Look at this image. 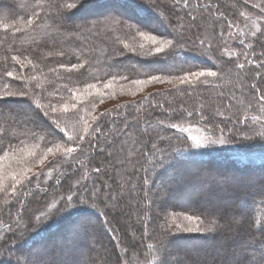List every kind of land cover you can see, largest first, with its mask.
<instances>
[{
	"label": "trees",
	"instance_id": "1",
	"mask_svg": "<svg viewBox=\"0 0 264 264\" xmlns=\"http://www.w3.org/2000/svg\"><path fill=\"white\" fill-rule=\"evenodd\" d=\"M171 1L175 0H166ZM214 1L215 6L201 5L199 19L209 23L212 36L216 31L214 22H219L220 38L232 35L230 45L234 50L225 51L223 59L217 57L221 42L216 41L218 36L212 37L214 44L206 49L214 56L212 63L198 58L195 51L205 50L201 43L200 48L195 46L198 39L186 37L185 32H167V28L162 29L163 35L170 36L173 44L167 48L165 60L142 59L139 54L146 50L139 33H149L147 27L159 16L138 0H83L78 8L71 0H0V165L4 168L0 169V178L5 177L0 184V264H32L29 256L19 250L39 247L45 240L46 249L53 246L49 264H81L78 258L81 249L86 248L85 240L92 245L87 248L89 259L85 258V264H127L113 246L115 236L104 201L97 198L93 205L87 202L88 186L99 190L106 188V181H112L119 190L120 200L137 206L132 218L140 226L138 244L142 248L135 258L131 257L132 264H179V258L170 261L166 247L173 248L188 264H264V161L259 159L264 156V138L249 142L238 138L236 130L238 127L264 134V0ZM192 2L179 0L177 4L188 11L195 7ZM112 3L117 7L109 11L111 17L104 14L86 22H67V16H81L84 10L89 14L83 15H94ZM243 5L253 12H238ZM118 8L123 10L119 12ZM163 9L170 18L176 13L167 5ZM182 20L189 28V17ZM178 53H184L187 59L175 58ZM164 63L168 65L166 70L149 68ZM26 65L28 83L22 75ZM214 67L216 75L204 79V83H215L213 94L209 93L210 86L195 83L193 93L184 87L179 88L178 95L169 90L152 93L139 101L124 102L113 114L103 112L88 123L91 107L116 96L112 85L124 86L157 75L170 79ZM90 87L103 91L92 92ZM77 89L85 93L74 96L72 90ZM126 91L129 89L117 93ZM9 93L21 97L4 98L11 96ZM74 102L78 104L72 109ZM153 116L161 118L151 121ZM147 125L156 127L150 128L145 137L140 128ZM112 132L114 139L109 138ZM67 147L75 151L67 153ZM49 149L65 151L70 157L61 161L55 173H74L79 166V162H73L74 155L79 151L84 152L82 157L88 156L90 164L95 159L105 161V170L88 167L80 183L86 194L76 193V199L72 196L75 202L66 199V206L56 213L52 209L43 214L25 239L14 238L9 229L14 227L16 212L26 204L27 190L45 183L36 182V174L22 177L48 156ZM60 156L49 164L59 161ZM258 175L260 180L254 182ZM215 181L221 187L205 189L208 194L204 201H222L218 191L225 188L231 192L233 188H227L231 181L243 183L248 189L242 195L234 191L235 200L222 209L221 217L201 205L202 201H190L193 193ZM45 185L52 191L56 188L49 182ZM83 194L85 197L80 198ZM143 214L146 221L142 225ZM175 215L197 218L198 226L207 233L180 232ZM79 217L88 223H83L77 234L74 229ZM57 235L50 245L51 237ZM124 238L127 242L128 237ZM102 240L108 248L100 244ZM57 242L68 246L60 248ZM200 243L202 247H197ZM73 254H77L75 260Z\"/></svg>",
	"mask_w": 264,
	"mask_h": 264
},
{
	"label": "rangeland",
	"instance_id": "2",
	"mask_svg": "<svg viewBox=\"0 0 264 264\" xmlns=\"http://www.w3.org/2000/svg\"><path fill=\"white\" fill-rule=\"evenodd\" d=\"M83 0H71V2H75L76 4V8L80 7V4L82 3ZM144 4L149 5V8H151V10H154L156 13H158L159 19H157V21L153 20L152 26L149 28L147 27V29L152 32L151 30L155 31V33H159V36L162 37H157V39L159 40H168L170 39V36L168 37V35L164 36V30H162L163 28H167L166 31L167 32H185L186 37H193L194 39H198V41H196L197 45H195L196 47L200 48V45H198V43H201L203 49L205 50H201L195 48V46H191L194 47L195 49H197L195 52L197 53L198 58L202 59V58H206L208 60H210L212 63H214V56H210L208 55L206 49L208 48V46H212L214 43V39L212 37L214 36H218L216 39V41H220L221 45H219V51L215 53V55L221 59L225 58V51L227 52V50H229V52H233L234 48L232 47V44L230 45V42H232L233 38L232 35H228L226 34L225 37L220 38L219 36V32H220V26L221 24L219 22H214V26L216 28V31L214 32V36H212V34L209 33V28L210 25L207 21H203L199 19V16H201V5H204V7L208 6H215V1L214 0H191L193 1L192 3L195 5L194 9L192 10H181L180 6L177 4L179 3V0H175V1H171V3L166 2V0H138ZM190 1V0H189ZM227 1V0H226ZM240 2H243V0H239ZM229 2V1H228ZM231 3L232 0L230 1ZM163 4V8L164 6H169L170 8H172V11L176 12L175 14H173V16H168L162 8ZM117 4L112 3L111 5H107V6H103L101 7V10H103L100 13H96L94 15H83V14H89V12H86L88 10H84L85 12L79 16H67V22H74V21H81V22H86L89 21V18H99L101 16H103L104 14L107 17H111V13H109L110 10L113 9V7H117L115 6ZM245 6L247 5H243L238 9V12L241 11H245L246 13L249 12H253V9H246ZM180 9H179V8ZM202 7V8H204ZM112 8V9H111ZM120 8V7H119ZM119 12H121L122 10L119 9ZM106 11V12H105ZM164 13L166 18L163 16ZM185 17H189L190 20V25L189 28L185 25L184 21L182 20L184 16ZM262 17V16H261ZM260 15L258 16V19L261 18ZM246 18V17H245ZM253 25V24H252ZM161 28V29H160ZM143 33L144 35H141V33H139V35L141 36L140 41L143 43V45L145 46V50L143 51V54H139L140 57L142 59H144L145 61H163L165 60V55L167 53L168 49H165L164 52L162 53H155V48L157 45L151 43L148 39H146V37L148 36H152L154 34L152 33ZM215 41V42H216ZM193 53L194 51L191 50ZM166 52V53H165ZM184 55V53H182ZM182 54H175V58L177 59H187L186 57H184ZM46 54H44L45 56ZM208 55V56H207ZM216 58V57H215ZM194 62V61H193ZM21 65H25V62H22ZM198 66H200L198 64ZM218 66L219 69V64L217 63V65H215V67ZM24 67V66H23ZM27 67L29 68L28 65H26V69L23 70V78H25L26 82L28 83L30 81V77H29V72L27 70ZM168 67V65L164 64H157L156 66H151L149 68H153V69H160V70H166V68ZM213 68V70H206V69H201V70H194L191 71L187 74H182V75H177L174 78H170L167 79L165 77L159 76L161 79L160 81H155L152 80V78H147L146 81H151L150 83H144V84H137L135 82H129V84H126L124 86H111V89L113 90V92L115 93L116 96L111 97L110 100L104 102V103H98L97 105H94L93 107H91V110H89V115H91V120L89 119L88 123H92L96 120V118L98 117V115H100L103 112H109L110 114H113L114 109L118 107H120L121 105L125 104L124 102H135V101H139L141 100L143 97L145 96H149L152 93H161L164 91H172L173 94H180V92L178 91L180 87H184L186 88V90L189 91V93H193V89H194V84L198 83L199 86L205 87V86H210L209 89H211L212 92H209L211 94H213V92H215L214 90H216L215 87V83H204V79L207 78L209 75H207V72L210 71H214L216 68ZM199 72H204L205 75H192V73H199ZM14 74V73H13ZM12 74V75H13ZM187 75L188 76V81L185 83H181V78L183 76ZM16 74L13 75V77H15ZM158 76V75H157ZM21 77V76H20ZM79 89L82 87L81 85H79ZM188 86V87H187ZM123 88H128L129 91L123 92V93H117V91L122 90ZM91 91L94 92L96 91L97 93L101 94L103 90L101 89H97L95 87H90ZM112 92V93H113ZM83 93H85V90H83L82 92H78L77 90H72V94H74V96L80 97V95H82ZM243 93V91H242ZM124 95V96H122ZM4 97V96H3ZM16 97H21L19 95H11L9 97H7V95L4 98H16ZM22 97L28 99L29 97L27 96H23ZM162 97V96H161ZM30 100H35L33 98H29ZM28 99V100H29ZM55 103V102H54ZM76 102L72 103L71 108L75 109L76 108ZM52 108H57L58 106L55 105H51ZM66 106H62V108H65ZM49 110H51V108H49ZM48 112V111H47ZM158 112V111H157ZM162 112L160 111V114ZM158 114V113H157ZM159 114V115H160ZM215 114V112H214ZM217 116V115H216ZM161 116H153L151 118V121H157L158 119H160ZM98 119V118H97ZM146 121V119H145ZM87 122H85L86 124ZM262 124V123H259ZM222 125V124H220ZM264 125V124H262ZM156 125H147L144 128H140V132L142 134V136L147 135L148 130H152V128H155ZM222 127V126H221ZM149 130V131H150ZM236 130H239L240 135L238 136V138H243L245 140H248L249 142H251V140L255 139H260V138H264V134H262V132H257L256 130H246V131H242V128H236ZM192 133L194 134V132L192 131ZM195 135V134H194ZM194 135H190V137L193 139V141H197V137H195ZM243 136V137H241ZM262 136V137H261ZM112 137V139H114L115 134H113V132L110 134L109 138ZM85 149V147H83ZM82 150V149H80ZM100 150V149H99ZM119 152V151H118ZM51 153V154H50ZM44 160H40L38 164H36L34 168L29 169L26 171V173H24L22 178H26L27 176H31L36 174V182H45L44 185L41 186H34L29 188L27 191L28 193L26 194L28 197V199L26 200V204L23 205L21 212L17 211L16 214V220L14 222V227L10 228L9 231H12L11 233H9L10 236L12 237H17V238H22L25 239L27 237V234L33 230V227L38 224V222H40V217L45 214V213H49L52 209H55L53 211H55V213L57 211H59V208H63L64 206H66L65 202L66 199L68 198L69 195L73 196L74 199L77 198L76 193H82L85 192L86 194V188H81L82 184H80L82 182V174L86 173V170L88 169V167L91 168H97L100 169V171H102V168L104 169V167H106V162L104 161L103 163L100 162L98 159L96 162H93L92 164H90V162L88 161V156H83L84 152L79 151V153H77V155H74L76 158L75 160H73V162H79V166H77V170L69 175H64V173H62V170L58 171L55 173L54 170H57V166L61 165V161H68L70 160V157L65 156V151L59 150V149H55L54 151L50 152ZM99 153V152H98ZM63 156V158L61 159V156ZM59 157L60 156V160L57 161L56 163H54L53 165L49 164L50 160H52L55 157ZM122 158V157H120ZM263 159H261V157H259L260 161H264V156L262 157ZM72 160V157H71ZM42 161V163H41ZM88 161V162H87ZM88 163V164H87ZM121 163V162H120ZM78 164V163H77ZM51 165V166H50ZM91 165V166H90ZM42 168L44 170H42ZM0 169H4L3 165H0ZM42 170V171H41ZM105 170V169H104ZM103 172V171H102ZM8 175L10 174L9 172H7ZM7 175V176H8ZM59 175V176H57ZM21 178V179H22ZM56 179H60L61 182L57 183ZM106 180H108V178H106ZM0 184L3 183V181H5V177L4 178H0ZM34 181V182H35ZM56 181V184H55ZM18 183L19 181H14V183ZM49 182L51 185H54L56 188L52 191L49 189V187L45 184ZM54 182V183H53ZM107 186L106 188L101 187L99 190L95 188V186H91L89 185L87 188V192H88V196L86 197L88 199L87 202H89V204L93 205L95 204V200L97 198H101L106 207L109 209L107 211L108 215L110 214V222L109 225L111 226L114 236H115V240L113 243V246L117 249V251H119L118 253L122 256L121 259L124 260L125 263L127 264H132L131 263V257L135 258V254L136 251L141 250L142 245L138 244V240H139V232H140V226L137 225L136 222L133 221V213L137 211V206L135 204L132 203H128L125 201L120 200L119 197V190L116 189L113 184L112 181L107 182ZM14 185L16 184H12V186L14 187ZM51 185H49L51 187ZM87 186V185H86ZM221 187L219 185V183L217 181L212 182L210 185H204V187L200 188L198 193H193V196L190 198V201L194 202L197 201L198 202L202 201V204L204 207H206L209 210H214V214H217L218 216L221 217L222 215V209L226 208L227 206H229L231 204V201L233 202L235 199L233 198V194H235V192H240V194L245 193V191H248V189H245L246 186H241L239 184H236L235 181H231L227 186V188H233L230 191L226 190L224 187V189L219 192V195L222 196V201H218L216 199L214 200H210V201H204L203 199H205V197L207 196V190L212 189V187ZM47 189V190H46ZM244 189V190H243ZM214 190V189H212ZM52 191V192H51ZM233 191V192H232ZM235 191V192H234ZM148 192H146L147 194ZM214 193V191L212 192ZM85 194H83L82 196H80V198L85 197ZM144 194V195H146ZM241 194V195H242ZM148 196V194H147ZM79 197V196H78ZM227 197L229 199H227ZM241 197V196H240ZM240 197L238 198V200L240 199ZM147 197H144V199H146ZM74 199L72 200L73 202ZM252 204L254 201H252ZM65 203V204H64ZM241 203H236L237 207H240ZM72 204H70L71 206ZM0 206H2L1 202H0ZM6 206V205H5ZM100 208V207H99ZM1 209V208H0ZM102 209V208H100ZM17 210V207H16ZM104 210V209H103ZM147 211V209H144L143 212ZM240 212V211H239ZM3 216V215H2ZM142 216H144V220L141 223L143 225V223L146 221V217L143 214ZM81 218V219H80ZM86 219V218H85ZM175 220L178 223V226L182 229V231L180 232H199V233H207V231L203 228H200L198 225L200 224L197 218L195 217H188L187 215H175ZM77 229H74V233L80 232V226L84 223H88L87 220H84V218L79 217L77 219ZM72 222H68V225H71ZM74 223V222H73ZM91 224H95L93 222H91ZM149 227H150V222H149ZM144 232H145V228H143ZM64 231V229L62 230ZM71 231L68 232V234ZM64 233V232H63ZM65 233L67 234V231H65ZM73 233V234H74ZM71 234V235H73ZM76 234V235H77ZM145 235V233H143ZM62 235V234H61ZM124 235H126L127 238V242L124 238ZM207 236V234H205ZM74 236V235H73ZM58 235L52 236L51 237V244L55 243V239H57ZM53 239V240H52ZM113 241V240H112ZM210 241V238L207 240ZM45 241L40 242L39 247H35V248H31V249H23L21 248L20 253L25 254L27 256H29L31 262H33L34 264H49L50 262V256H51V251L53 250V246L51 247H45ZM58 245H60V248L62 246H68L67 245H62V242H57ZM56 243V244H57ZM81 243H84V240L81 241ZM210 243V242H209ZM66 244V243H64ZM102 246H104L105 248H108V243L106 241H101L100 243ZM143 244V242H142ZM57 245V247H58ZM210 245V244H209ZM41 246H44L45 249H42ZM84 247H86L85 249L82 248L80 252H82L81 254V258L79 257L78 259H82L83 256V260L80 261L78 260V262H81V264H85V258L89 259V253L87 252V248L92 246L89 244V242H87L85 240V243L83 245ZM188 245H186L187 247ZM197 247H202V243L200 244H196ZM207 246V245H206ZM181 247H185L181 244ZM209 248H212V246H208ZM185 249V248H184ZM76 250V249H75ZM166 252L170 255V261L173 260H177L176 258H179L181 261L179 262V264H188V262H186L184 259H181L180 256L178 257L177 253L174 251L173 248L171 247H166L165 248ZM61 251V250H60ZM74 255V254H73ZM238 256V260H240L239 255ZM65 259H67V256H63ZM77 257V254H75L73 256V260H75ZM58 258V257H57ZM212 258V256H211ZM62 261V260H61ZM59 262V261H58ZM32 263V264H33ZM51 263V262H50ZM56 263V262H55ZM54 263V264H55ZM71 263V262H70ZM57 264H61V262L57 263Z\"/></svg>",
	"mask_w": 264,
	"mask_h": 264
},
{
	"label": "snow or ice",
	"instance_id": "3",
	"mask_svg": "<svg viewBox=\"0 0 264 264\" xmlns=\"http://www.w3.org/2000/svg\"><path fill=\"white\" fill-rule=\"evenodd\" d=\"M245 3H247V0H245ZM261 11L264 12V7L261 8ZM29 23H31V21H29ZM141 35H144V34L141 33ZM146 39H148L151 43L157 45L155 48V53H157V54L164 52L165 49L170 48L173 44L172 39L159 40V39H157V37L155 35L148 36V37H146ZM178 43H179V41H178ZM142 47H143V45H142ZM81 67H82V65H81ZM206 74L209 76H215L216 72L210 71V72H207ZM9 75H11V73H9ZM192 75H205V73L204 72L192 73ZM160 79L161 78L159 76H153L152 77V80H155V81H160ZM187 81H188L187 75H185L181 78V83H185ZM150 82L151 81H140V80L135 81V83H137V84H144V83H150ZM8 95H17V94L9 93ZM21 95H22V93H21ZM0 99H3V98H0ZM72 139H73L72 137L68 138L69 141H72ZM51 151H52V149H49V152H51ZM74 151H75V148H73V147H67L66 148L67 153H72ZM41 163H42V161H41ZM97 171H99V169H97ZM13 179H15V177H13ZM67 199H68V201H72L73 197L71 195H69Z\"/></svg>",
	"mask_w": 264,
	"mask_h": 264
},
{
	"label": "bare ground",
	"instance_id": "4",
	"mask_svg": "<svg viewBox=\"0 0 264 264\" xmlns=\"http://www.w3.org/2000/svg\"><path fill=\"white\" fill-rule=\"evenodd\" d=\"M260 177H261V175L259 176H256L255 178H254V182H257V181H259L260 180ZM238 181H235V183H237ZM237 184H240V185H243V183L241 184L240 182H238ZM234 197H236V196H234Z\"/></svg>",
	"mask_w": 264,
	"mask_h": 264
}]
</instances>
